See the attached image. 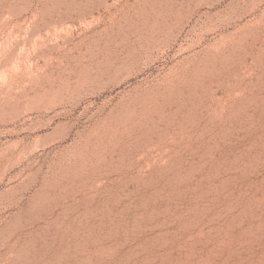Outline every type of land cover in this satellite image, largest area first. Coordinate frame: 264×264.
I'll use <instances>...</instances> for the list:
<instances>
[{"label":"rangeland","instance_id":"rangeland-1","mask_svg":"<svg viewBox=\"0 0 264 264\" xmlns=\"http://www.w3.org/2000/svg\"><path fill=\"white\" fill-rule=\"evenodd\" d=\"M0 264H264V0H0Z\"/></svg>","mask_w":264,"mask_h":264}]
</instances>
